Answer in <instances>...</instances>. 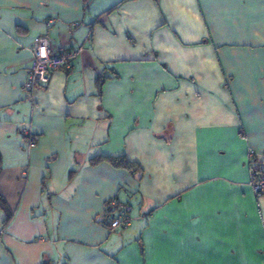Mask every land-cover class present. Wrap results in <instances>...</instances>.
<instances>
[{
    "label": "crops",
    "instance_id": "1",
    "mask_svg": "<svg viewBox=\"0 0 264 264\" xmlns=\"http://www.w3.org/2000/svg\"><path fill=\"white\" fill-rule=\"evenodd\" d=\"M42 36L78 52L27 91ZM250 148L264 0H0V264H264Z\"/></svg>",
    "mask_w": 264,
    "mask_h": 264
},
{
    "label": "built area",
    "instance_id": "2",
    "mask_svg": "<svg viewBox=\"0 0 264 264\" xmlns=\"http://www.w3.org/2000/svg\"><path fill=\"white\" fill-rule=\"evenodd\" d=\"M78 50L72 48H61L55 52L54 46L48 37L42 36L33 47L32 63L27 69L24 82L25 90L46 85L51 77L52 71L59 67H68L71 59ZM247 162L249 167V185L254 194L259 197L264 194V150L250 148L247 151ZM131 206L127 202L112 198L107 201L102 215L103 224L114 230L125 227L130 222L129 211Z\"/></svg>",
    "mask_w": 264,
    "mask_h": 264
},
{
    "label": "trees",
    "instance_id": "3",
    "mask_svg": "<svg viewBox=\"0 0 264 264\" xmlns=\"http://www.w3.org/2000/svg\"><path fill=\"white\" fill-rule=\"evenodd\" d=\"M102 158L107 159L115 167L125 168L133 173H135L139 169L137 164L126 159L124 155H107V156L100 155L98 157L93 158L92 162L95 163ZM0 208L4 212V219H3V226H4L10 219L12 212L7 206L2 196H0Z\"/></svg>",
    "mask_w": 264,
    "mask_h": 264
}]
</instances>
